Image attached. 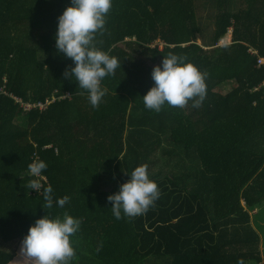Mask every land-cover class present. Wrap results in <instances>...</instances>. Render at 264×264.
<instances>
[{
    "label": "trees",
    "instance_id": "1",
    "mask_svg": "<svg viewBox=\"0 0 264 264\" xmlns=\"http://www.w3.org/2000/svg\"><path fill=\"white\" fill-rule=\"evenodd\" d=\"M238 1L113 0L95 43L120 67L93 108L56 48L72 0H0V264H26L22 240L48 213L82 219L72 264H264L251 225L264 215V0ZM170 53L203 73L199 107H145L153 68ZM37 159L52 209L27 187ZM140 165L161 195L117 220L108 196Z\"/></svg>",
    "mask_w": 264,
    "mask_h": 264
},
{
    "label": "clouds",
    "instance_id": "2",
    "mask_svg": "<svg viewBox=\"0 0 264 264\" xmlns=\"http://www.w3.org/2000/svg\"><path fill=\"white\" fill-rule=\"evenodd\" d=\"M113 0H72L58 17L55 33L59 53L74 62V67L65 72L78 81V86L88 92L93 108H98L107 89L102 87L105 77L115 75L120 67L117 57L96 46L95 37L103 32ZM153 87L143 95V103L149 110L161 111L167 104L184 108L189 101L199 107L206 96L205 77L199 67L186 57L169 54L161 65L153 68ZM22 102V101H19ZM28 106V105H27ZM33 106V105H31ZM48 167L43 160H34L28 170L32 179L27 187L38 192L42 189L45 209L54 207L51 185L41 183L43 171ZM161 195L158 184L150 178L146 165L135 167L130 179L119 190L108 196L111 211L119 220L123 216L136 217L145 214ZM70 197L55 200V206L63 208ZM82 219L65 213L47 214L30 226L21 243V255L26 264H72L76 256L72 239L81 229Z\"/></svg>",
    "mask_w": 264,
    "mask_h": 264
},
{
    "label": "rangeland",
    "instance_id": "3",
    "mask_svg": "<svg viewBox=\"0 0 264 264\" xmlns=\"http://www.w3.org/2000/svg\"><path fill=\"white\" fill-rule=\"evenodd\" d=\"M238 1V0H237ZM239 2V1H238ZM233 43V31H231V33L227 36L226 40L223 41L222 45H231ZM237 85L235 83H230L229 85H226L225 87H223L220 92H223V94H228V92H230L231 90H233ZM174 173V172H178L176 168H173L171 171H169V173ZM256 212H251V215H255ZM253 215V216H254ZM260 217H262L263 219L258 220V222H256L255 217H253L252 221H251V225L256 228V230L258 231V233L261 235V237L263 238V243H264V215H261ZM263 226V228H261ZM3 250L5 251H14L15 248L12 246H2L1 247Z\"/></svg>",
    "mask_w": 264,
    "mask_h": 264
},
{
    "label": "built area",
    "instance_id": "4",
    "mask_svg": "<svg viewBox=\"0 0 264 264\" xmlns=\"http://www.w3.org/2000/svg\"><path fill=\"white\" fill-rule=\"evenodd\" d=\"M251 52H252L253 54H256V53L253 52L252 50H251ZM258 63H259V66L264 65V58L259 59V62H258ZM23 107L25 108L26 111H32L33 109H36V107L31 106V105H28V106L24 105ZM41 107H42V110L45 109V106H41Z\"/></svg>",
    "mask_w": 264,
    "mask_h": 264
}]
</instances>
